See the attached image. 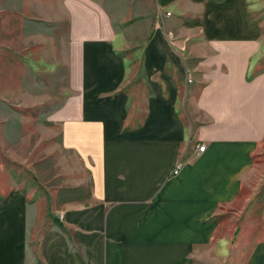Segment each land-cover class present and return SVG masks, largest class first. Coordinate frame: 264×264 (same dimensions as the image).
<instances>
[{"label": "crops", "instance_id": "crops-1", "mask_svg": "<svg viewBox=\"0 0 264 264\" xmlns=\"http://www.w3.org/2000/svg\"><path fill=\"white\" fill-rule=\"evenodd\" d=\"M157 4L163 21L99 33L97 12L63 9L81 37L56 66L60 104L27 103L14 122L33 168H56L63 216L41 225L34 186L0 154V264H193L210 216L233 206L247 211L237 256L258 248L264 264V231L250 235L264 227V22L244 0ZM39 130L56 136L25 139Z\"/></svg>", "mask_w": 264, "mask_h": 264}, {"label": "rangeland", "instance_id": "rangeland-1", "mask_svg": "<svg viewBox=\"0 0 264 264\" xmlns=\"http://www.w3.org/2000/svg\"><path fill=\"white\" fill-rule=\"evenodd\" d=\"M254 1L244 0L248 18L264 22V0ZM68 5L71 10L74 9V15H77L79 7L80 10L86 7L97 12V33L108 28L103 23L110 24L112 29L124 30L136 21L150 18L163 21L171 14V11L160 8L157 0H55L47 3L0 0V154L6 159L15 157L14 162L11 161V169L17 176L16 180L34 186V194L39 202L42 201L39 208L43 218L41 225L55 218L59 212L54 208L52 198L55 200V196L51 195V188L61 185V179H57L56 168L52 169L49 164L47 168L39 162L38 168H33L36 159L34 161L32 157L30 162L29 148L18 144L21 136L14 129L17 128L14 122L19 120V113L26 111L29 114L27 103L36 106L38 102L52 97L54 104H60L64 73L56 66L70 58L71 54H76L73 43H78L81 37L68 34L72 29L62 24L63 9L67 10ZM166 12L170 14L166 15ZM32 135H26L25 139L36 141L34 138L55 137L56 132L39 130ZM52 150L54 153L58 151L56 146L44 147L41 155L45 159V155ZM256 155L264 156V146ZM177 163L182 165L180 161ZM176 164L172 169L173 175ZM62 216V213L58 214L59 218ZM246 216L247 211L238 210L236 206L215 211L210 219L216 222V226L207 242L198 245L199 249H204L192 258L193 264H260L258 248L256 258H240L236 254L235 247ZM259 230L264 231V227H253L251 237L259 234ZM222 241L226 243L225 248H222Z\"/></svg>", "mask_w": 264, "mask_h": 264}, {"label": "built area", "instance_id": "built-area-1", "mask_svg": "<svg viewBox=\"0 0 264 264\" xmlns=\"http://www.w3.org/2000/svg\"><path fill=\"white\" fill-rule=\"evenodd\" d=\"M165 14L169 15L170 12H166ZM204 149H205V145L204 144H201V145L198 146V151H204ZM180 168H181V164L177 163L173 173L176 174L179 171Z\"/></svg>", "mask_w": 264, "mask_h": 264}, {"label": "bare ground", "instance_id": "bare-ground-1", "mask_svg": "<svg viewBox=\"0 0 264 264\" xmlns=\"http://www.w3.org/2000/svg\"><path fill=\"white\" fill-rule=\"evenodd\" d=\"M254 2H258V1L255 0Z\"/></svg>", "mask_w": 264, "mask_h": 264}]
</instances>
